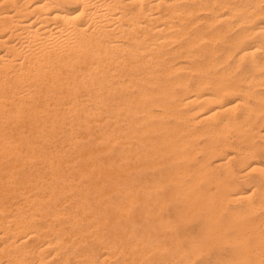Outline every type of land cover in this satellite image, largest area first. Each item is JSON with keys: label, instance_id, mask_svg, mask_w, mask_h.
<instances>
[{"label": "bare ground", "instance_id": "6f19581e", "mask_svg": "<svg viewBox=\"0 0 264 264\" xmlns=\"http://www.w3.org/2000/svg\"><path fill=\"white\" fill-rule=\"evenodd\" d=\"M217 240L208 264H264V0H0V264Z\"/></svg>", "mask_w": 264, "mask_h": 264}, {"label": "rangeland", "instance_id": "374dc122", "mask_svg": "<svg viewBox=\"0 0 264 264\" xmlns=\"http://www.w3.org/2000/svg\"><path fill=\"white\" fill-rule=\"evenodd\" d=\"M217 160H213V162H216ZM250 188V186H246V188ZM122 189V188H121ZM124 189V188H123ZM122 189V190H123ZM134 189H136V193H137V196H139V198L141 197V198H146L147 196H149V194L150 193H156V194H158V195H160L161 193H162V191L161 190H155V189H152V188H146V189H148V190H146L145 188H134ZM155 190V191H154ZM148 194V195H147ZM116 196L118 197H121V195L120 194H116ZM231 207V210L232 209H235L236 208V205H233V204H231L230 205ZM233 207V208H232ZM140 214H143V212H142V207L141 206H136V208H135V210H134V212L132 213V215L133 216H131V214H129V215H127V214H125L126 216H124L122 219H121V224H122V226H123V228L124 229H126L127 230V228H126V226H133L134 227V230H135V232L136 233H141L142 232V229H143V225H144V220H143V215H140ZM230 214V212L229 211H225L223 214H222V218H221V224H222V227L224 226L225 227V225L227 224V221H229L228 219L230 218L229 215ZM159 216H163V214H159ZM168 217H165L166 218V220H167V223L168 224H172V222H176V223H178L179 221L177 220V219H175L174 218V216H173V214H168L167 215ZM133 217H135V218H133ZM138 217V218H137ZM133 218V219H132ZM203 218H205L203 215H202V213H201V215L199 216V218L197 219V218H192V220L191 219H189V220H191V222L192 221H201V222H203L204 221V219ZM178 221V222H177ZM128 223V224H127ZM140 223V224H139ZM127 224V225H126ZM126 225V226H125ZM198 232H196V236L195 237H197V239H199V240H202L201 238H203V236L202 235H200V233H198L199 234V236H198V234H197ZM205 233H207V232H205ZM127 234V233H126ZM201 236V237H200ZM200 237V238H199ZM209 239L208 238V236H207V234L204 236V238L203 239ZM128 239H130V236H128ZM127 240V239H126ZM183 241H184V239H181V243H182V249L184 250V251H187V252H189V245H186L185 243H183ZM129 244H130V242L131 241H127ZM127 242H125L126 243V246H127V248H130V246H131V244L130 245H128V243ZM184 242H186V240L184 241ZM167 243H169L168 244V246H167V248H172V245H170V241H169V239H167ZM186 243H188V242H186ZM170 245V246H169ZM185 245L187 246V247H185ZM217 247H219V249L220 248H222V250H227L228 251V248H227V246L221 241V240H217L216 241V243H215V245H214V247H211V249H209V248H207L206 250H205V254H204V251H199V254L197 255L196 253H195V260L194 261H192L191 262V264H206L207 263V258H208V254H210V252L213 250V248L215 249V248H217ZM131 248H132V246H131ZM218 249V248H217ZM127 252H128V250H127ZM129 252H130V254H131V251L129 250ZM128 252V253H129ZM202 252H203V254H202ZM127 253V254H128ZM142 254H145V253H143V252H141V255L140 256H143ZM192 255H194V254H192ZM200 255V256H199ZM145 256V255H144ZM129 257H131V259H132V256L130 255ZM146 257V256H145ZM191 257V256H190ZM193 257V256H192ZM191 257V258H192ZM198 257V258H197ZM152 258V257H151ZM150 258V260L148 261V263L150 264V263H152V264H156V262H155V260L153 259H151ZM206 258V259H205ZM141 260V259H140ZM139 260V261H140ZM209 260H210V258H209ZM138 261V262H139ZM205 261H206V263H205ZM136 262V264H145L144 263V261L142 262H137V260L135 261ZM181 262H183V261H181ZM199 262V263H198ZM147 264V263H146ZM188 264H190V263H188ZM208 264V263H207ZM210 264H213V263H210Z\"/></svg>", "mask_w": 264, "mask_h": 264}]
</instances>
